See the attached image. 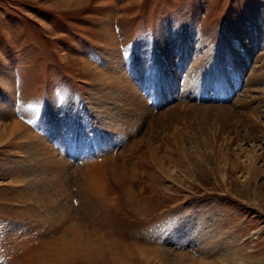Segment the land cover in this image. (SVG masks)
Masks as SVG:
<instances>
[{"label":"rangeland","instance_id":"374dc122","mask_svg":"<svg viewBox=\"0 0 264 264\" xmlns=\"http://www.w3.org/2000/svg\"><path fill=\"white\" fill-rule=\"evenodd\" d=\"M66 1L0 0V122L38 138L0 139V264L76 223L146 264H264V0Z\"/></svg>","mask_w":264,"mask_h":264},{"label":"bare ground","instance_id":"6f19581e","mask_svg":"<svg viewBox=\"0 0 264 264\" xmlns=\"http://www.w3.org/2000/svg\"><path fill=\"white\" fill-rule=\"evenodd\" d=\"M85 2L86 0H68V2L66 1V3L70 5H76L77 7L80 6L81 4H85ZM245 34L246 35L248 34L247 29H245ZM233 35H236L235 37L237 38L238 32L236 34V31H235ZM250 44L252 45L255 44V41L252 38H250ZM163 47L165 49V53L167 54L169 53V50H172L171 47H168L166 45H164ZM174 48L175 46L173 47V49ZM230 50H232V48H230ZM115 66L119 70L120 63L116 62ZM98 76H99V80L101 81L100 83L102 85L107 87L108 85L106 84H110L109 78L103 77L100 73H98ZM115 80L117 79L115 78ZM115 84H119V83L115 81ZM127 92H128L127 89L123 87L122 85H120V94L116 93V95L118 96L121 95L124 97V95H126ZM0 130H1L0 139H3V138L10 139L11 138V139L18 140L21 142H24V141L30 142V140L34 141L38 139L37 136L31 133L29 127L22 124L18 119L12 120V122L10 123L0 122ZM110 159L111 157H108L105 160L109 161ZM106 162L104 161V164ZM95 166L87 165V167L85 168V172L89 173L90 178L92 179L90 180V182L97 179V176L100 175L101 172L104 171L102 169L103 168L102 166H99V165L96 167ZM101 169L103 171H101ZM125 175L126 174L122 173L120 177L121 180L119 181V183H120L121 188L124 187V181L125 182L127 181V179L124 180ZM115 177H117V175ZM83 181L85 182V180ZM122 192L125 193L123 189H122ZM126 205L128 206L129 209L136 212V207H137L136 204H126ZM92 208L94 207L92 206ZM94 225L96 224L94 223ZM78 226L79 224L76 223V224H72L68 226L67 228L62 229L63 232L61 233L62 234L61 236H57V238L52 240L50 244L46 242L38 243V246H36V248H32L34 244L30 242V240L20 241L19 242L20 244L18 243L17 244L18 246H16L15 248H16V251L22 250L24 252L23 255L21 256L22 260H24L22 264H134L136 255H139V258L144 257V263L145 264L148 263L147 258L149 257L142 254L141 251L143 250L140 249V247H137L136 245L132 244L131 246L132 249H129L128 246H130V244L127 245L126 242L122 238H111V237L105 236L106 231H104L103 228H99V226L97 225L95 227L92 225L93 232H89L91 229H89V231L82 232V230L81 231L79 230L80 227ZM101 230H103L105 233L101 232ZM31 252H34V253L31 254ZM36 252H39V253H36ZM232 258H233L232 263H228L227 262L228 259H223L220 261L223 264H247L246 260L241 255H237V256L233 255ZM14 260L17 261V257H15Z\"/></svg>","mask_w":264,"mask_h":264}]
</instances>
